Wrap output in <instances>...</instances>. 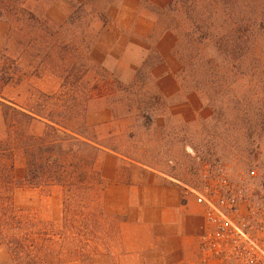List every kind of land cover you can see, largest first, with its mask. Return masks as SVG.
<instances>
[{"label":"rangeland","instance_id":"374dc122","mask_svg":"<svg viewBox=\"0 0 264 264\" xmlns=\"http://www.w3.org/2000/svg\"><path fill=\"white\" fill-rule=\"evenodd\" d=\"M39 137L63 171L29 185ZM142 172L264 196V0H0V264H120L149 236Z\"/></svg>","mask_w":264,"mask_h":264},{"label":"crops","instance_id":"0c3cea01","mask_svg":"<svg viewBox=\"0 0 264 264\" xmlns=\"http://www.w3.org/2000/svg\"><path fill=\"white\" fill-rule=\"evenodd\" d=\"M147 1L159 8L170 3V0ZM151 34L152 28L147 27L142 36L149 37ZM171 40L170 33L160 37L158 51L161 55V47ZM101 117L109 121L111 114L107 111L88 114V120L93 125L101 122L97 119ZM92 119L95 122H91ZM132 176L140 180L154 179L147 192L142 187L138 189V200L134 197L137 183L130 187L133 189L130 201L140 203L152 217L149 223H133L134 227L147 230L149 236L143 239L137 237L138 241L134 242L136 246L120 255V264H220L203 247L202 237L209 225L207 208L197 201L196 195L191 192L192 188L189 189L172 177L163 175L160 178L152 172L133 173ZM140 183L144 185V182Z\"/></svg>","mask_w":264,"mask_h":264},{"label":"built area","instance_id":"2783aa9c","mask_svg":"<svg viewBox=\"0 0 264 264\" xmlns=\"http://www.w3.org/2000/svg\"><path fill=\"white\" fill-rule=\"evenodd\" d=\"M207 208L204 249L220 264H264V196L218 179L211 188L192 189Z\"/></svg>","mask_w":264,"mask_h":264},{"label":"trees","instance_id":"16d2710c","mask_svg":"<svg viewBox=\"0 0 264 264\" xmlns=\"http://www.w3.org/2000/svg\"><path fill=\"white\" fill-rule=\"evenodd\" d=\"M9 111L11 112L13 119L12 122L15 124H27V125H38L42 126L46 130H50L52 133L58 134L60 129H65V127H61L57 121L49 114H44L42 111H35L34 109H19L15 106H8ZM48 136V135H46ZM63 139L62 141H64ZM39 143L34 144V153H32L31 159L27 162V176L32 180L27 182V184L32 185L33 181L38 179L43 172L50 171L53 175H57L58 172L63 171V164H59L57 159H55L52 155L54 150L56 149L57 140H53L52 142H47L46 137H39ZM65 142V141H64ZM48 145V146H46ZM57 148L56 150H59ZM45 153V158L42 157V154ZM13 169V166L11 167ZM96 177L100 179L99 174L95 171ZM55 176L51 178H56ZM70 187L72 184L69 185Z\"/></svg>","mask_w":264,"mask_h":264}]
</instances>
